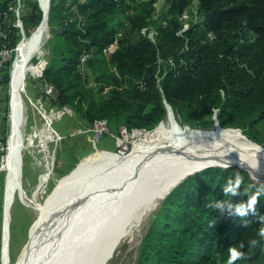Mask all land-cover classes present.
Returning a JSON list of instances; mask_svg holds the SVG:
<instances>
[{
  "label": "trees",
  "instance_id": "trees-1",
  "mask_svg": "<svg viewBox=\"0 0 264 264\" xmlns=\"http://www.w3.org/2000/svg\"><path fill=\"white\" fill-rule=\"evenodd\" d=\"M164 1L167 8L155 17L156 0H50L53 41L42 79L57 90L51 104L72 107L77 100L89 124L104 118L109 126L145 131L164 119L166 100L193 128H208L203 117L216 112L222 127L240 128L264 145V0ZM194 1L200 20L182 19ZM38 9L30 16L33 26L41 20ZM115 39L116 49L102 55ZM86 68L100 85L97 93L109 87L100 101L79 88ZM237 178L233 195L227 188ZM261 188L264 183L236 166L187 176L152 218L135 264H227L231 247L243 253L234 264H264ZM253 198L243 217L212 206L218 200L247 206Z\"/></svg>",
  "mask_w": 264,
  "mask_h": 264
},
{
  "label": "bare ground",
  "instance_id": "bare-ground-1",
  "mask_svg": "<svg viewBox=\"0 0 264 264\" xmlns=\"http://www.w3.org/2000/svg\"><path fill=\"white\" fill-rule=\"evenodd\" d=\"M39 9L41 21L17 46L11 71L9 132L2 159V264L9 263V215L16 196L36 211L37 229L15 264H105L128 234L131 206L141 198L161 196L178 178L209 163L234 162L250 173L264 175V145L247 139L238 128L188 127L167 112L159 124L139 136L129 153L97 150L59 181L45 204L26 200L20 177L28 118L21 96L22 79L27 72L36 75L42 69L43 60L35 65L31 59L51 37L48 0H40Z\"/></svg>",
  "mask_w": 264,
  "mask_h": 264
},
{
  "label": "rangeland",
  "instance_id": "rangeland-1",
  "mask_svg": "<svg viewBox=\"0 0 264 264\" xmlns=\"http://www.w3.org/2000/svg\"><path fill=\"white\" fill-rule=\"evenodd\" d=\"M30 2L39 3L40 0H29ZM50 5V3H49ZM167 3L164 0H156L154 2L155 7V17H157L160 13H164L167 8ZM39 10V9H38ZM182 19L191 21H199L200 16L197 13V3L194 1L184 12V15L181 16ZM41 21V20H40ZM39 24V23H38ZM35 25L34 28H36ZM49 32L52 35L51 25L48 22ZM143 32L146 31V28L142 29ZM151 37L153 36L152 31L147 32ZM52 38H49L45 41V43L41 47V51L37 56H34L31 59V63L37 65L41 60H46L45 65L47 64V60L49 59V55L47 54V50L52 42ZM43 50V51H42ZM45 67V66H44ZM28 72L23 75V86L21 90V96L23 99V106L27 107L26 109V126H25V134H24V148L22 149L21 154V164H22V192L26 196V200L34 201L38 204H45L48 197L51 195L53 190L56 188V185L59 181L68 174L77 163L84 157L93 155L97 150H108L112 152H119L121 149L125 153H129L132 149L133 144L138 141L139 136L144 132L140 131V129H135L134 132H131L132 129L126 130L127 135L132 133L129 138H125V132H121L120 126L116 127L115 124L110 122V126L108 125V134L104 133L103 135H98L88 131V127L90 124L83 119L80 115V109L76 105L77 100L74 101V105L70 107L72 109V113L67 116L64 114L63 119L54 120L52 123V128L58 131L59 135L66 134V137L62 140L55 141L53 133L51 135V139L47 140V144L43 145V142L40 140L41 131L40 127L43 123V120L39 119L41 116L38 114V109L40 107L49 110V106L47 102L43 101V105L39 102V89L36 85L37 79L34 76H30ZM83 79L80 82L79 88L86 91V96L93 95L97 101L102 100V96H107V94H103L102 91L104 87L101 89L100 93H97V87H99V83L96 82L94 74L91 73V70L88 68L83 72ZM36 77V76H35ZM108 87V86H107ZM8 89V87H7ZM108 93V92H107ZM6 97L4 98L2 106V114L0 115V234L2 229V220H3V198L5 193V169L2 165V159L5 155L7 140H8V132H9V99L10 95L8 90L2 93ZM28 96V99H27ZM82 110L85 109L87 103L85 98L82 99L81 102ZM61 107V106H57ZM176 119L179 123L185 125L187 122L184 119L177 115L173 111ZM37 117L39 120L37 123H33L34 118ZM166 116V115H165ZM104 119V118H102ZM203 121L211 122L208 128L213 126L212 115L204 116ZM32 126V127H31ZM36 126V128H34ZM122 126V125H121ZM190 127H192L190 125ZM194 128H202L199 126H195ZM37 131H35V130ZM138 130V131H137ZM35 131L37 133L33 138V144H29V138L32 136V132ZM85 131V132H84ZM95 134V135H94ZM53 138V140H52ZM32 165L35 169H33ZM36 170V171H35ZM49 173L48 178L43 179V183L41 186L37 187L38 182H40V178L43 174ZM194 174V173H192ZM252 180H264V175L259 172L250 173ZM249 175V177H250ZM189 176V175H188ZM187 174L178 178L176 182L171 184L169 188L163 192L161 196H146L140 199V201L135 204L130 209V217L132 218L130 222V228L128 234L123 237L118 244V246L114 249L111 257L107 260L105 264H135L136 258L138 255V249L140 245V241L147 231L152 218L157 213L160 208L164 198L167 196L164 194L176 185L181 179H185ZM250 177V178H251ZM182 180V181H183ZM181 181V182H182ZM31 184V187L27 186L26 183ZM257 182V181H256ZM177 186V185H176ZM35 190V195L34 191ZM33 193V194H32ZM32 194V195H31ZM24 196V197H25ZM34 197V198H33ZM34 199V200H33ZM25 202V201H24ZM22 200L15 197L11 210H10V222H9V263L15 264L18 261L19 255L22 250L26 247L27 243L34 236L35 231L37 229V218L36 211L34 208L25 204ZM27 202V201H26ZM32 205V204H31ZM142 205V206H141ZM2 249V248H1ZM1 257V252H0ZM0 264H2L0 260Z\"/></svg>",
  "mask_w": 264,
  "mask_h": 264
},
{
  "label": "built area",
  "instance_id": "built-area-1",
  "mask_svg": "<svg viewBox=\"0 0 264 264\" xmlns=\"http://www.w3.org/2000/svg\"><path fill=\"white\" fill-rule=\"evenodd\" d=\"M35 5L36 3L30 2L29 0H0V115L3 113L1 105L3 104L4 98L6 97V95L4 96L2 93L6 92L7 90L9 92L11 71L18 57L17 46L35 29V26H33L32 22L30 21V16L34 13L33 7ZM37 7L39 8V3H37ZM71 10H73L74 12L76 11V8L72 6ZM116 46L117 42L115 39L102 48V55L108 56L116 49ZM85 58L86 54H82L80 56V64L78 65L80 69L83 68L82 63ZM43 61L44 64L42 69L38 74L33 75L34 78L37 79L36 85L38 86L40 92L39 102L41 105L44 104L43 101L47 103L54 102L57 96V90L54 88V86L42 79V73L46 60L44 59ZM138 86L142 87V84L140 83ZM108 90L109 87L106 86L104 87L102 93L107 94ZM37 112L43 120L42 126L40 127V140L46 142L47 140L51 139V135L53 133H55L53 136L56 137L54 139H61L62 135H59L58 131L56 132V130L52 128V123L54 120L63 117L64 114H71L72 109L67 105H63L61 107L52 105L49 107V110L40 107ZM51 114L54 115L52 116V119L49 118V115ZM107 126L108 122L106 119H96L90 124V126L88 127V131L97 134L96 136L103 135L104 133L108 134L109 132ZM120 129L121 132L127 130L125 126H120ZM133 130L135 129H132V131ZM35 131H33L32 134H35L36 136L37 133Z\"/></svg>",
  "mask_w": 264,
  "mask_h": 264
},
{
  "label": "clouds",
  "instance_id": "clouds-1",
  "mask_svg": "<svg viewBox=\"0 0 264 264\" xmlns=\"http://www.w3.org/2000/svg\"><path fill=\"white\" fill-rule=\"evenodd\" d=\"M239 184H240V180L237 178L234 182H233V186L227 188L228 192H231L233 195H238L239 194ZM261 193H264V188H261L257 194H256V198L259 197V195ZM256 198H253V200H251L247 206L243 205V204H235L233 202H227V201H223V200H218L214 205H212L213 207H215L217 210H219V212L221 214H227L228 216H232V215H239L241 217L247 215L248 211L252 208V205L256 202ZM264 234V233H262ZM229 258L227 261V264H234V262L236 260H238L239 258H241V256L243 255L242 251L238 250L235 247H231L229 249Z\"/></svg>",
  "mask_w": 264,
  "mask_h": 264
},
{
  "label": "water",
  "instance_id": "water-1",
  "mask_svg": "<svg viewBox=\"0 0 264 264\" xmlns=\"http://www.w3.org/2000/svg\"><path fill=\"white\" fill-rule=\"evenodd\" d=\"M48 2L50 3V0H48ZM48 18V17H47ZM163 102H164V107H165V110H166V113L167 112H173V109H172V107H171V105L169 104V103H167L166 102V100H163ZM212 119H213V127H219V128H223L220 124H219V121H218V118H217V114H216V112L213 114V116H212ZM159 124V123H158ZM188 127H190L189 125H187ZM227 128V127H226ZM140 130H142V129H140ZM238 130L244 135V137H246L247 138V136L242 132V130L240 129V128H238ZM247 139H249V138H247ZM250 140V139H249ZM252 141V140H251ZM254 142V141H253ZM220 167V168H227V167H231V166H236V167H238V168H240V169H243V170H245V171H247L248 173H249V175H250V172H249V170L246 168V167H244V166H242V165H239V164H237V163H234V162H229V163H225V164H206V165H204L202 168H200V169H196L194 172L196 173V172H198V171H200V170H203V169H205V168H208V167ZM20 170H21V168H20ZM194 172H189L188 174H187V176L188 175H191L192 173H194ZM20 176H21V171H20ZM250 177H251V175H250ZM251 179H253L252 177H251ZM183 179H181L176 185H178L181 181H182ZM254 181H257V182H262V183H264V180H260V181H258V180H254ZM176 185H174L172 188H170L165 194H164V196L165 195H167ZM10 216V215H9ZM6 244H7V242H6ZM8 249V248H7Z\"/></svg>",
  "mask_w": 264,
  "mask_h": 264
},
{
  "label": "crops",
  "instance_id": "crops-1",
  "mask_svg": "<svg viewBox=\"0 0 264 264\" xmlns=\"http://www.w3.org/2000/svg\"><path fill=\"white\" fill-rule=\"evenodd\" d=\"M39 98H40V92H39ZM47 105L50 107V106H52V104L49 102V103H47ZM67 116H69V115H67ZM32 119H34V121H33V123L35 124V123H37L38 122V120L39 119H41L42 120V118H37V117H35L34 116V118L32 117ZM63 119V117L61 118V120ZM57 120H60V119H57ZM60 120V121H61ZM54 122V121H53ZM1 126V125H0ZM42 126V125H41ZM32 127V126H31ZM34 127H36V126H34ZM33 135V134H32ZM62 135V134H61ZM34 136H35V134H34ZM34 136H32V137H30L29 138V141H30V143L29 144H31V142L33 141V138H34ZM66 137V134L64 133L63 135H62V138L61 139H54L55 141H60V140H62L63 138H65ZM43 142V145H46L47 144V142H44V141H42ZM32 144H33V142H32ZM22 157V156H21ZM0 163H1V161H0ZM1 165V164H0ZM32 167H33V169H35L34 168V166L32 165ZM36 171V170H35ZM43 175H45L46 176V179L48 178V176L50 175L49 173H46V174H43ZM21 182H22V180H23V177H22V164H21ZM26 185L27 186H29V187H31V184L29 185V183L27 182L26 183ZM9 237H10V232H9ZM0 252H1V234H0ZM0 260H1V257H0Z\"/></svg>",
  "mask_w": 264,
  "mask_h": 264
}]
</instances>
